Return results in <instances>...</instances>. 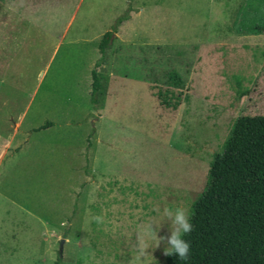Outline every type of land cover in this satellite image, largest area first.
Masks as SVG:
<instances>
[{
	"label": "rangeland",
	"instance_id": "rangeland-1",
	"mask_svg": "<svg viewBox=\"0 0 264 264\" xmlns=\"http://www.w3.org/2000/svg\"><path fill=\"white\" fill-rule=\"evenodd\" d=\"M255 24L264 0H0V264H165L164 209L189 214L234 119L264 115Z\"/></svg>",
	"mask_w": 264,
	"mask_h": 264
},
{
	"label": "trees",
	"instance_id": "trees-1",
	"mask_svg": "<svg viewBox=\"0 0 264 264\" xmlns=\"http://www.w3.org/2000/svg\"><path fill=\"white\" fill-rule=\"evenodd\" d=\"M124 19L119 16L98 43L100 56L91 69L92 103L100 87L96 66ZM247 29L264 31L258 24ZM166 77L167 86L157 88L155 95L161 106L174 109L187 96L172 89L182 87L176 70ZM43 128L45 124L35 130ZM189 215L193 230L183 238L191 243L190 255L182 261L166 254L165 264H264V115L240 114L234 119L222 149L213 154L206 184L192 201ZM56 263L61 264L60 255Z\"/></svg>",
	"mask_w": 264,
	"mask_h": 264
},
{
	"label": "clouds",
	"instance_id": "clouds-1",
	"mask_svg": "<svg viewBox=\"0 0 264 264\" xmlns=\"http://www.w3.org/2000/svg\"><path fill=\"white\" fill-rule=\"evenodd\" d=\"M164 216L171 222V234L166 238H158V243L161 239H166L167 247L165 253L168 255L175 254L182 261H187L190 255L191 243L183 237L190 234L193 230L191 217L187 209L178 207L175 210L168 208L164 209ZM97 222H102V217H95Z\"/></svg>",
	"mask_w": 264,
	"mask_h": 264
},
{
	"label": "water",
	"instance_id": "water-1",
	"mask_svg": "<svg viewBox=\"0 0 264 264\" xmlns=\"http://www.w3.org/2000/svg\"><path fill=\"white\" fill-rule=\"evenodd\" d=\"M63 241V240H62ZM62 241H61V243L60 244H62Z\"/></svg>",
	"mask_w": 264,
	"mask_h": 264
}]
</instances>
